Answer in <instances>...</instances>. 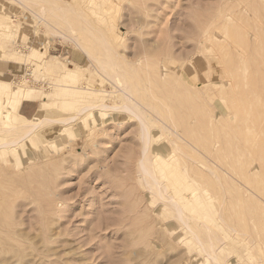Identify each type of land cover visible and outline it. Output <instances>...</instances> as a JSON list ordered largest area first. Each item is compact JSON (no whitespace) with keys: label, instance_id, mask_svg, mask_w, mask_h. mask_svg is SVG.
Masks as SVG:
<instances>
[{"label":"rangeland","instance_id":"rangeland-1","mask_svg":"<svg viewBox=\"0 0 264 264\" xmlns=\"http://www.w3.org/2000/svg\"><path fill=\"white\" fill-rule=\"evenodd\" d=\"M96 1L92 5L96 13H91L85 8L88 0H56L61 10L55 7L58 12L46 20L67 37L61 38L39 19L40 9L50 7L48 3L0 0V81L13 87L22 81L36 89L43 96L34 99L39 103L36 114L49 119L16 147L0 151V264H264V159L258 160L264 155V85L259 97L250 98L248 108L255 111L256 119L252 114L249 125L232 126L234 114L224 93L227 81L223 65L217 62L218 56L224 60L231 51L223 49V53L214 42L209 54L206 46L210 44L204 41L209 29L212 33L220 29L212 26L220 12L241 9L235 18L254 20L256 7L264 17V0H241L246 7L248 2L250 12L238 0ZM211 19L215 21L212 25ZM108 26L115 27L120 41L112 38L103 43L99 38ZM72 37L89 48L96 63L90 70L75 74L71 69L87 64L88 59ZM203 42L205 49L198 47ZM46 47L47 54L63 62L53 63L52 71L41 64L47 57L30 56ZM110 58L116 64L122 62L126 71L138 60L142 62L139 73L147 76L142 80H149L146 85L141 80V86L150 94L145 91L138 102L152 115L151 132L163 133L165 142L177 136L178 146L172 145L177 166L183 173H192L195 188L200 187L202 204L192 219L194 233L179 229L171 235L167 225L174 218L169 209L163 210L162 201L152 202L151 191L140 181L142 139L136 118L117 112L103 116L96 109L94 117L79 115L66 131L62 129L67 124L50 120L69 117L78 105L102 97L107 103L122 102L102 70L104 60ZM162 64L167 70H160ZM120 66L107 67V71L110 75L115 69L121 72ZM62 69L70 72L65 74ZM154 70L166 74L150 80ZM102 79H109L110 84ZM150 81L157 83L153 82L155 87ZM57 93L77 97L78 102L64 108L62 101L56 103ZM8 98L0 102V141L18 139V128L28 125L19 113L21 104L12 106ZM161 120L172 126L176 136L162 131ZM188 235H197L205 247L213 239L224 249L220 260L208 261L202 244L187 241ZM232 235L237 239L228 238Z\"/></svg>","mask_w":264,"mask_h":264},{"label":"bare ground","instance_id":"bare-ground-1","mask_svg":"<svg viewBox=\"0 0 264 264\" xmlns=\"http://www.w3.org/2000/svg\"><path fill=\"white\" fill-rule=\"evenodd\" d=\"M37 1H39V2L42 1L44 3L46 2V3H48L50 5V7L46 6V7H42L40 9L39 19H41L42 22L46 26L51 27L50 32L53 35L61 37V38H67L57 28H54L52 25L48 24V22L46 20V17L49 16L50 13L56 14V12H58L57 10H61V9L58 8L59 6H57L56 0H37ZM59 2L60 1H58V3ZM95 3H97L96 0H88V4H86L87 7H85V8H87L88 11L91 12V13H96L95 10L93 9L95 5L92 6ZM238 3L243 4V1L239 2V0H238ZM244 5H246V1L243 4V6ZM51 6L54 7V8H52ZM224 6H225V4H224ZM248 6H249V8H251L250 5H248V2H247V7ZM55 7H57V10H55ZM229 7H230V5H229ZM247 7L244 6L242 8H246L247 9ZM48 9H49V11H48ZM237 11H241V9L240 10H238V9L237 10H233L232 8H227L226 11L220 12L219 15L216 16L217 17L216 19L215 18L213 19L211 17L213 20H217V22L219 21V18L222 17L223 20L220 23L221 26H217V25H219V24H216L217 22L214 25H212L215 21H212V19H211V21H212L211 25L215 26V28L216 27H220V29L218 28L219 30L217 29V31L212 33L211 32L213 30L212 28L209 29V31H208V28H210L212 26L207 24V25L210 26V27L208 26V28H206L207 29L206 31H208L207 36H205V38L202 37L200 40H203V38H204V41H207V43L209 42L208 44H210V45L206 46V48L209 49V52H208L209 54L211 53L210 49L212 48V45H213L212 43H214V42H216L217 45L219 46V50L223 51V49H228V51H231L229 53L226 52L227 54H225V55L227 57L225 56L226 58L224 60H221V58L218 56V54H220L219 50L217 49L218 50V54L217 53L216 54H217L218 57L217 56L216 57L218 59L217 62H219L221 65H223L222 66V71H224L223 78H225L226 81H227V85H225L227 91L225 90L224 93L227 95L226 98L229 99V102H230L229 106L231 107V109L233 111V114H234V116H233L234 119L231 120L232 123H230V124H232V126L234 124V126H236V127L237 126L241 127V123L240 122H242L244 125H247V124L249 125V121H251L250 116L253 114L252 112L254 111V110L251 111L252 109L248 108L252 104V101L250 102V98H253V97L259 95L260 94V88H261V86L263 88V85H264V78L261 75V74L264 73V21H263L264 17H262L261 9H258L257 7H256L255 13H254L256 15L255 18H254V15L251 12V14L253 15L251 18H254V20H251L250 17L248 19H246L247 16L245 18L243 17L241 19L240 18L239 19L235 18L234 14L237 13ZM246 11H249V10L247 9ZM246 11L244 10L245 13H246ZM82 12H83L82 15H84L85 14L84 11H82ZM78 13H79V11H78ZM239 14H240V12H239ZM80 15H81V13H80ZM62 16H63V14H62ZM88 16H87V19H88ZM68 17H66V18H68ZM76 17L77 16H73V18H75V19H76ZM78 18H79V16H78ZM237 21H240V22L242 21V22L239 25L238 23H236ZM232 23H234V25L237 26V27L236 28L233 27L234 25H232ZM230 27H231V29H230ZM232 29L234 30V32H233ZM102 31H101V33H103L102 34L103 37H100L101 35L99 34L100 35L99 38L102 39L103 43L107 42V41H111L112 42V40H110L112 38L116 39L117 41L118 40L120 41V37L116 33V29H115L114 26H108V27L105 28V30L103 29ZM229 31H231L230 34L232 32L234 34L232 33V35H230ZM202 32H201V34L204 35L203 33L205 31L203 33ZM209 32L212 33V34H210ZM219 32H221V33H219ZM93 34L96 35L95 33H93ZM93 34H91V35H93ZM208 34H210L209 37H208ZM74 38L72 37V38H70V40H73L74 42H76L77 46L79 48H81L87 54V58H88L87 59V64H85V65L84 64L83 65H76L75 67L71 68L74 71V73L76 74L78 72L76 70H82V69L90 70L89 67L92 66L91 64H96V63L93 62L94 58L88 52L89 48L87 46H85L84 43H82L81 41H78L77 39H74ZM95 38L97 39V37H95ZM113 41H115V40H113ZM117 41H116V43H119ZM197 41H199V39L196 40V42ZM99 42H100V40H99ZM199 43L201 44V41ZM207 43L203 42V44L199 45L198 47L202 46L205 49L204 46ZM107 44L111 45L112 43L108 42ZM114 46H115V43H114V45L112 44V48ZM202 47H201V50H202ZM214 47H216V45ZM106 48H107V46H106ZM107 49L109 50V48H107ZM213 50H214V48H213ZM215 50H216V48H215ZM33 52L34 53L31 52V54H30V56H32V57H36V58L47 57L45 60H43V62H41V64H42V66L45 69H47L49 71H52L53 63L60 62L61 64H63L62 61L58 60V56L47 54V47L45 49H43L42 51H40V52H38V51H33ZM224 52H225V50L223 51V53ZM213 53H215V52L212 51V54ZM203 55H204V52H203ZM12 56L14 58H19L17 53L12 54ZM208 56H207V59H208ZM106 57H111V56L108 55ZM111 58H113V56ZM111 58L107 59V60H104V64H106V65H103V64L101 65L102 66V70L103 71L105 70L107 72L106 75L108 77H110L111 81H113V82H111V81L110 82L113 83V85H115V87H114L115 91H112V90L111 91L114 94H117V95H120L121 97H123L122 102L120 104L115 103V102L107 103V102H105L106 99L102 97V98H99L98 100H95V102H90L89 104H84V105H78L76 113H74L73 115H71L69 117H66L64 119L63 118L62 119H58V120H56V119H54V120L50 119V120L52 122H59V123L67 124L68 126H66V127H64L62 129V130L66 131V129H69V125L71 124V122L73 120L76 121V119H77V117L79 115H83V117H87V116L92 117L93 116V112L96 109L99 110L100 114H102L103 116H104V114H107L108 112H117V113L127 114L129 118H132V116L134 118H136L138 120V123H139V126H140L139 132H140V138L142 139L141 157L139 158V172H140L139 175L141 174V176H142L140 181L142 182V184L145 185V187L148 188V190L151 191L150 194H151V197H152V200H153L152 202L155 203V201L156 202L157 201H162V203H161L162 205L161 206H162L163 210H168L169 209L171 216L174 218V221L171 222L169 225H167V228L169 229L171 235H176V233L178 232L179 229H181L185 234H188V233H191V232L194 233V230H193L194 227L192 228V222H193L192 219L195 218L194 214H195V211H196L197 207H199L202 204L201 195L197 191V189H199L200 187L199 188L197 187V189L195 188V180L196 179H194L192 173H190L189 171L183 173V172L180 171L179 167L177 166L178 165L177 156H175L174 152H172V149L173 148L175 149V147H173L172 145L174 144L175 146H178V143H179V142L176 141L178 139H177L176 134H174L175 130L171 128L172 126L169 127L165 123L166 121L161 120L160 128L162 129V131H164V133H167L169 136H173V134H174V136H176V140L171 138V139L167 140V142L163 141L164 139H161V136L163 135V133L162 134H158V133L152 134V132H151L150 124L153 123V120L150 117H152V115H151V113L148 114V112L146 114L145 108L143 109L142 105L138 102V97L141 98V95L143 93L146 94V92H147V94H150L148 91H146L147 89L145 90L146 92L144 91V86L147 84V81L149 79L148 80H142L143 77H144V79H147V76L145 77L144 74L142 76L139 73L140 66H141L142 62L140 60H138L137 63H135L136 65L131 66V69H132L131 71L129 69H128L129 71H126L125 67H123L122 62L120 63V61H119V63L116 64V62L114 60H112ZM215 59L216 58H212V60H215ZM119 64L122 65V67L120 66V69L122 70V68H123V70H125V71L122 70L121 72H118V69L117 70L115 69V70H113L114 74L110 75L109 74L110 71L109 72L107 71V67L113 69L112 68L113 65L114 66L115 65L119 66ZM149 65H152V64H149ZM147 66L148 65H146L145 67H147ZM93 67H94V65H93ZM153 67L154 66H152V68ZM166 67L167 66L164 65V64L159 65L160 70L162 68L167 70ZM209 67H210V65H209ZM171 70L173 71L174 69H171ZM171 70H169L170 73H172V75H174V73ZM62 71L65 74L70 72V71H65L64 69H62ZM99 73L101 74V70H100ZM158 73H157V71L152 72V74L149 73L151 75L150 76V80H156L158 77L161 78L162 75L166 74V71H165L164 74L160 72V76H159ZM211 73H212V71H211ZM100 74H99V76H101ZM177 74H178V72H176L175 75H177ZM172 75H171V77H172ZM169 77H170V75H169ZM70 78H74V76H71ZM139 78H141V79L139 80ZM164 78H165V76H164ZM24 80H26V79H24ZM70 80L73 81V79H70ZM103 80L104 79H102V81ZM107 80H109V79H107ZM141 80L143 81V83H144V81L146 82L143 87L141 86L142 85ZM158 80H159V78H158ZM158 80H157V82L162 84V82H159ZM160 80L162 81V79H160ZM67 81H66V83H67ZM19 82H21V83L18 84L17 86H15V87H13L11 84L10 85H6L4 82L0 81V102L2 100L8 101L9 98L6 99V96L9 95L10 96L11 105L12 106H14V105L15 106H19L22 101L32 100V99L42 98L43 97L39 92L36 91V89H34L33 87H30L28 85V83H25V82L22 83V81H19ZM151 82L152 81L148 82V84L150 83L151 86H152V83L154 81L152 83ZM155 84H157V83H155ZM155 84H154L153 87H155ZM186 84H188V83H186ZM214 86H216V84H214ZM147 87H149V85ZM220 88H222L221 85H220ZM158 89H159V87H158ZM159 90H160V93H161L162 89H159ZM218 90H220V89H218ZM262 90L264 91V89H262ZM223 91H224V88H223ZM222 94H223V92H222ZM2 95H4L3 98H2ZM55 96L59 97L58 100H56V103L58 104V101H60V102L62 101V104H63L64 108H66L65 106H68V107L69 106H74V104L72 103L73 101L76 102V103L78 102V98L77 97H72V96L69 97V96H65V95L60 97V93H57ZM257 97H259V96H257ZM43 99H45V98H43ZM60 102H59V104L62 105ZM151 103H152V101H150V103H149L150 106H152ZM259 105H261V104H259ZM0 107H1V103H0ZM252 107H254V106H252ZM69 108H71V107H69ZM156 108L157 107H155V109ZM255 108L256 107H254V109ZM0 110H1V108H0ZM254 113H255V111H254ZM261 113H259V115H261ZM262 114L264 115V113H262ZM130 115H132V116H130ZM253 115H254L253 117H255V114H253ZM253 117H252V120L254 119ZM22 118L27 121L28 125L18 128V131L21 133V135L18 132L17 133L20 135V137L18 139H15V140L13 139V140H7V141H0V151L1 150L4 151L3 149L8 148V147H16L17 145L20 144V142H22L23 140H25L28 137H30L31 134L36 129H38V127L41 126V124L43 125V122L45 120H46V122H47V120H49L47 117H40L37 114H35L31 119H27L24 116H22ZM228 119L230 120L229 117H228ZM255 119H256V117H255ZM257 119H259V118H257ZM260 121H261V119H260ZM251 125H252V123H251ZM262 125H263V122H262ZM249 127H248V129H250ZM7 129H11V127H8ZM14 129L17 131L16 128H14ZM249 132H251V131H249ZM154 140H155V142H154ZM259 142H261V141H259ZM186 148H187V146H186ZM260 156H261V160H260V158L258 160L262 161L264 159V155L261 154ZM262 162L264 164V161H262ZM263 164H262V166L264 167ZM209 171H211V173H213V174L216 173L215 170L212 169V168H209ZM230 176H231V174H230ZM164 178L167 179V181H166L167 183H163V179ZM246 178H247V176H245L244 179H246ZM247 180H248V178H247ZM197 185H199V184L197 183ZM168 190H170L171 192H169ZM182 225L185 226V228H183ZM233 231L236 232L235 229H233ZM180 236H181V234L177 235V238L180 237ZM231 237H234V238L237 239V235L236 236L232 235V236H229L228 238H231ZM186 239H187V241H193V240L197 241V243H200V246L202 244V242L200 241V238H198L197 235H194V236H192V235L189 236L188 235V237L186 236ZM211 240H213V239H210V243L207 246L208 248L205 247L202 244V246H201L202 249L201 250L206 252V255H207L206 259L208 261L209 260H213V261L217 262V261L220 260L219 259V253H221L224 249L220 245L214 243L213 242L214 240L213 241H211ZM246 249H248V248H246ZM225 264H231V263L229 261H226Z\"/></svg>","mask_w":264,"mask_h":264},{"label":"crops","instance_id":"crops-1","mask_svg":"<svg viewBox=\"0 0 264 264\" xmlns=\"http://www.w3.org/2000/svg\"><path fill=\"white\" fill-rule=\"evenodd\" d=\"M35 102L36 100L34 99L23 101L20 105L19 113L27 119L33 117L39 110V103Z\"/></svg>","mask_w":264,"mask_h":264}]
</instances>
